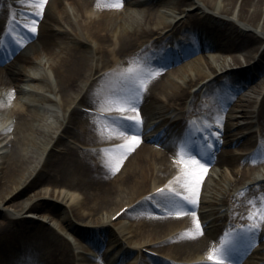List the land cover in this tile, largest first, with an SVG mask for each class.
Returning a JSON list of instances; mask_svg holds the SVG:
<instances>
[{"label": "bare ground", "instance_id": "obj_1", "mask_svg": "<svg viewBox=\"0 0 264 264\" xmlns=\"http://www.w3.org/2000/svg\"><path fill=\"white\" fill-rule=\"evenodd\" d=\"M31 36L38 50L25 43L0 65V264L88 263L104 243L122 259L137 251L144 264L231 261L229 246L240 264H264V196H251L264 189V94L252 113L243 101L254 96L242 99L264 90V0H0V50ZM130 92L136 112L116 111ZM121 116L140 123L121 121L120 135ZM215 129L223 150L206 158L235 182L198 158L218 179L201 183L198 216H177L185 201L175 193L194 198L181 187L193 170L182 149L201 131L209 141L200 152L213 149ZM151 203L161 215L149 214ZM244 218L251 226L235 225ZM226 220L229 234L217 223Z\"/></svg>", "mask_w": 264, "mask_h": 264}, {"label": "snow or ice", "instance_id": "obj_2", "mask_svg": "<svg viewBox=\"0 0 264 264\" xmlns=\"http://www.w3.org/2000/svg\"><path fill=\"white\" fill-rule=\"evenodd\" d=\"M123 100V105L122 106H117L115 108L116 111L120 113H124L126 111L130 112H136V107H135V93L130 92L126 97L121 98ZM138 116V114H137ZM121 121H132L134 125L139 124L140 121L137 118L130 117V116H121L113 120V124L120 130V135H124L125 132L121 128ZM128 135L130 136V143L132 145H138L139 140L137 138V135L135 134L134 130L129 131ZM195 141H189L185 145V149H182V155L180 158V162L184 163L185 158H187V163L185 164V167L187 168L188 165L192 166V171H185L184 176H185V181L181 185V187L185 188L192 197H194L192 200L189 201L188 196H181L179 192L175 193V196L180 197L183 201L189 202L193 205L197 203V200L195 197L198 196L199 194V188L200 185L204 179V174L207 173L208 169L205 167L199 159H197L195 156L191 155L190 152L186 151V149L190 148L192 144H194ZM118 170V169H117ZM179 180V178H177ZM175 201H168L165 206L168 205H174ZM194 214V213H193ZM262 217H264V213H262ZM195 227L197 230L201 228L200 223L197 221L195 223ZM251 231V229L249 230ZM214 256L210 255L209 260L212 261L214 260ZM215 264H224V258L221 259H215Z\"/></svg>", "mask_w": 264, "mask_h": 264}, {"label": "rangeland", "instance_id": "obj_3", "mask_svg": "<svg viewBox=\"0 0 264 264\" xmlns=\"http://www.w3.org/2000/svg\"><path fill=\"white\" fill-rule=\"evenodd\" d=\"M237 8L238 7H236L235 8V10H237ZM8 60V62L10 63V61H12V59H7ZM245 66V65H244ZM139 79H141V77H138L137 78V81H139ZM253 80H251V82H252ZM253 83V82H252ZM252 83H250L249 85H251ZM259 90V93H257V95L256 94H253L252 92H250L249 90H246V89H242L243 90V92L246 90L247 92H246V94H245V96L244 97H242V99L244 100H253V99H251V98H247L246 97V95L248 94L250 97L251 96H254V102H252V103H250L249 101H243L245 104H246V110L248 111V112H250V113H252L253 111H255V109L259 106V104H260V101L262 100L261 99V97H262V90H261V88H258ZM249 91V92H248ZM261 92V93H260ZM245 93V92H244ZM241 95H243V94H241ZM218 106H219V104H218ZM231 108H233V105L231 104V105H229V109H231ZM236 115L238 116V114L236 113ZM252 116H253V114H252ZM237 119V121H239V122H242V119L241 118H239V117H236ZM254 129H256L257 130V128L255 127ZM253 129V130H254ZM215 133V130H211V133ZM254 137H252L251 138V142L252 143H254V141H255V144L256 145H258V138L255 136V135H253ZM221 144V142L219 141V144H218V149H219V151H221L222 150V147L223 146H221L220 145ZM158 147H160V146H158ZM249 147L248 146H246L245 147V149H243V150H245V151H243V150H238V151H240V152H246V150L248 149ZM239 149H242V148H239ZM165 150H166V148H165ZM248 152L249 153H253L254 152V148H249L248 149ZM217 153H218V151H217ZM239 158V157H238ZM243 166H246V167H249V166H251V163L253 162V160H251V159H249V158H246V157H243L240 161H239ZM215 167H216V165H215ZM217 167H219V169H220V171H221V173L222 174H220V172L218 173V175H222L223 176V178L225 179V180H229L232 184H234V182H235V179L236 178H234V176L232 177L231 175H232V173H231V169L230 168H227V167H225V166H222V167H220L219 165H217ZM205 176H204V179L203 180H205ZM214 178H216V179H218V176H215ZM222 178V177H221ZM210 180H211V178H210ZM29 195H32V191L31 190H29L28 191V193L26 194V195H24L25 197H27V196H29ZM251 196H257V197H259V196H264V189H260L259 191H252V194H251ZM187 202L185 201L184 202V207L186 208V204ZM234 205V204H233ZM184 213H190V211H188V209H185V211H182L181 212V215L182 214H184ZM150 215H161L162 213H158V212H156V211H154V210H152L150 213H149ZM246 219V218H245ZM138 222V221H137ZM53 223V222H52ZM218 224H223V221H218L217 222ZM244 223H246V224H248L249 222H248V220H245V222ZM55 224V223H54ZM56 225V224H55ZM25 226H27V225H23L22 227H25ZM221 232L222 233H226L225 232V228L223 229V231L221 230ZM227 234V233H226ZM7 236H9V232H8V234H6ZM263 238L262 239H260L261 240V246H263L262 247V250H264V236H262ZM17 238L18 239H27L28 238V236L26 235V234H23V233H20V234H18L17 235Z\"/></svg>", "mask_w": 264, "mask_h": 264}]
</instances>
